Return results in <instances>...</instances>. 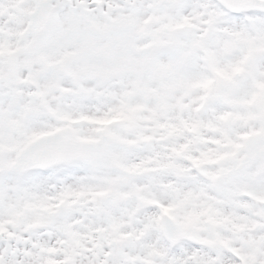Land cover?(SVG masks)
<instances>
[{
  "label": "snow or ice",
  "instance_id": "snow-or-ice-1",
  "mask_svg": "<svg viewBox=\"0 0 264 264\" xmlns=\"http://www.w3.org/2000/svg\"><path fill=\"white\" fill-rule=\"evenodd\" d=\"M0 264H264V0H0Z\"/></svg>",
  "mask_w": 264,
  "mask_h": 264
}]
</instances>
